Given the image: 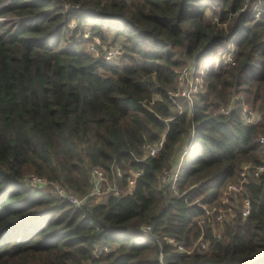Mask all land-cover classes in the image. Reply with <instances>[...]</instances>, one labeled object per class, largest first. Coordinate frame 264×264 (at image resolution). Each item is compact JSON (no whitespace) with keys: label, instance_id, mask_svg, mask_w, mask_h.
Returning <instances> with one entry per match:
<instances>
[{"label":"trees","instance_id":"16d2710c","mask_svg":"<svg viewBox=\"0 0 264 264\" xmlns=\"http://www.w3.org/2000/svg\"><path fill=\"white\" fill-rule=\"evenodd\" d=\"M4 1L0 264H264V0ZM88 24L102 42L107 32L124 38L118 66L82 50ZM225 43L232 62L201 77L191 104L178 97V70L196 72ZM242 105L259 119L245 123ZM191 130L174 196L159 176ZM245 166L242 190L225 193ZM94 168L118 195L75 206L23 181L30 174L83 197ZM102 245L111 250L94 256Z\"/></svg>","mask_w":264,"mask_h":264},{"label":"built area","instance_id":"2783aa9c","mask_svg":"<svg viewBox=\"0 0 264 264\" xmlns=\"http://www.w3.org/2000/svg\"><path fill=\"white\" fill-rule=\"evenodd\" d=\"M98 40H95V42H97ZM123 44H119V45H114L113 47H108L107 49L104 50L103 54H102V61L105 65H109V66H118V60H119V55L121 52V47ZM90 49H92V47H90ZM94 52V53H93ZM232 52L231 51L227 57L226 60L223 61V63H231L232 62ZM91 53L94 57H98L99 54L96 52V49L94 48V50H91ZM189 75V70L188 69H184L181 71L179 77L177 78L178 81H180L182 78H187ZM199 84V88L198 90L195 89H191L190 86V90H186L188 91L186 94H182L183 92H181L180 88L178 87V91L177 94H180L182 97H185L188 101L189 104H191L193 96H195V94L198 93L200 87H201V80L197 83ZM232 104H230L227 107H221L219 109L220 113L222 114H227L229 109L231 108ZM241 117L244 120L245 123H254L259 119V115L255 112H253L252 110H250L246 105H242L241 106ZM193 136V130L190 131L189 137L187 138L186 142L184 143V145L180 148V150L176 153V158L172 159V161L170 162L168 168H166L165 170H163V172L161 173V175L159 176V187L160 188H167L170 192V194L177 196L178 195V190L176 187V182L178 180V172L181 166V162L183 160L184 155L186 154L191 142H192V137ZM258 142L264 146V136H259L258 137ZM163 147V141L159 140L157 143L151 145V146H147L146 149V156L149 157H154L156 156L160 150ZM248 166H245L244 169L241 171L240 173V178H242L243 180H239L238 183H227L225 186V193H238L242 190V183L245 179V176L248 174L247 171ZM263 166H258L257 168H255L252 172L253 176H258V174L262 171ZM118 175L120 174V172H116ZM91 174H92V189L90 191V193H88L87 195L81 197V201L85 200L86 198H88V196L90 195H94V200L95 198H101L103 196L106 195V193H111L112 195H118L119 194V190L116 187H108V189L106 191H104L101 187L102 183L105 182V176L104 173L97 169L94 168L91 170ZM139 175V172H134L132 178H130L128 180V185L131 187L134 183V179L135 177ZM42 180V179H41ZM40 178H34L32 177V181H41ZM57 194L59 195L58 197L62 198L64 201H67L68 203L75 205V206H79L82 205L83 203H81V201L76 200V198L74 196H72V194L67 193L66 191H64L62 188H57L56 189ZM85 203V202H84ZM202 210L204 211L205 214H211L212 211H209V209L202 207ZM249 212V201L247 199H244L242 204H241V208H240V213L242 215V217H245ZM216 220H221L223 218V213L221 211H217L216 212V216H215ZM143 232L147 233L150 230V227H144L141 229ZM165 240L170 243V244H175L177 246V249L179 251H184L183 247L180 244H176L174 242V240L171 237H166ZM199 248L202 250L206 249V243H204L203 241H200L199 244ZM111 248L109 246L106 245H102V246H96L93 250V254L94 256H100L108 251H110Z\"/></svg>","mask_w":264,"mask_h":264},{"label":"rangeland","instance_id":"374dc122","mask_svg":"<svg viewBox=\"0 0 264 264\" xmlns=\"http://www.w3.org/2000/svg\"><path fill=\"white\" fill-rule=\"evenodd\" d=\"M8 1H4L2 3L3 6L5 4H7ZM259 8L258 7H253L251 12H254V15L256 16V14L258 13ZM210 13V10L208 11V14ZM212 22L215 23L217 26H219L218 22H217V16H213L211 18ZM74 21L72 20L69 24H68V28L72 29L74 26ZM223 27V26H221ZM90 25H86L84 26L83 32H79L77 34V36H80L81 39V45L80 47L82 48V50L86 53L92 54L91 50H94V48L96 49V52L101 55L103 54L104 50L107 49L108 47H113L114 45H119L125 42L123 37H119L116 38L115 40H113V33L111 32H107L106 33V37H105V41H101L98 38L91 36L90 35ZM95 40H98L97 42H95ZM90 47H92V49H90ZM234 47L233 45L229 44V43H225L222 46L218 47L213 53L210 54V56L207 58V60L204 61V63L201 65V67L194 72L193 68L187 65L182 66L179 70H178V76L179 77L180 73L182 70L184 69H188L189 70V75L187 78H182L180 81L177 80V86L180 88H182L181 92H183L182 94H186L189 90H190V86L191 89H195L198 90L199 88V84H197L200 80L201 77L208 71L211 69H216L217 66L219 65V63L222 61L226 60L227 55L233 51ZM94 53V52H93ZM120 58V55H119ZM195 87V88H194ZM188 90V91H186ZM178 97L181 96L180 94H177ZM234 100L235 98H237L236 95H234ZM178 150V149H177ZM177 150L175 152V154H173L174 156L172 157V159L176 158V153ZM146 151V149H145ZM32 177L36 178L33 175H26V177H24V183L26 186H30V187H35V188H39L45 192H49L50 194H52L53 196L58 197L59 195L56 192V189L59 188L60 186L58 184H54L52 182H49L47 180H41V181H32ZM91 180H93L92 178V174L90 176ZM59 186V187H58ZM91 191V190H90ZM90 193V192H89ZM72 196H74L76 198V200L81 201V197H79L76 194H72ZM102 199H104V196L101 198H95L94 200V195H90L88 196V198H86L85 200L81 201V203H89V204H94V202L97 201H101Z\"/></svg>","mask_w":264,"mask_h":264}]
</instances>
